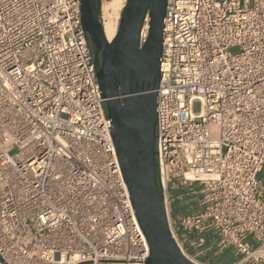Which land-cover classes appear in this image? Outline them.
I'll list each match as a JSON object with an SVG mask.
<instances>
[{
  "label": "built area",
  "instance_id": "obj_1",
  "mask_svg": "<svg viewBox=\"0 0 264 264\" xmlns=\"http://www.w3.org/2000/svg\"><path fill=\"white\" fill-rule=\"evenodd\" d=\"M160 73L174 240L264 264V0H167ZM105 103L82 0H0V264H148Z\"/></svg>",
  "mask_w": 264,
  "mask_h": 264
},
{
  "label": "water",
  "instance_id": "obj_2",
  "mask_svg": "<svg viewBox=\"0 0 264 264\" xmlns=\"http://www.w3.org/2000/svg\"><path fill=\"white\" fill-rule=\"evenodd\" d=\"M91 4L92 0H82L83 25L112 120L122 175L149 246L147 263L196 264L173 238L158 180L157 90L167 0H127L112 43L106 42L100 12L92 11ZM146 24L149 35L141 45V31Z\"/></svg>",
  "mask_w": 264,
  "mask_h": 264
},
{
  "label": "bare ground",
  "instance_id": "obj_3",
  "mask_svg": "<svg viewBox=\"0 0 264 264\" xmlns=\"http://www.w3.org/2000/svg\"><path fill=\"white\" fill-rule=\"evenodd\" d=\"M125 0H110L102 6L104 17L103 30L107 43H112L118 30L119 11Z\"/></svg>",
  "mask_w": 264,
  "mask_h": 264
},
{
  "label": "crops",
  "instance_id": "obj_4",
  "mask_svg": "<svg viewBox=\"0 0 264 264\" xmlns=\"http://www.w3.org/2000/svg\"><path fill=\"white\" fill-rule=\"evenodd\" d=\"M259 179H260V181H261V183L263 184V186H264V169H263V171L260 173V175H259ZM185 202V201H184ZM176 204H174V214L175 215H177V214H180V213H182V212H186V211H188L189 209H188V207H186L185 205H183V206H178L179 204L178 203H183V201L182 202H180V201H177V202H175ZM185 206V207H184ZM189 246H191V245H189ZM193 248L194 247H190L189 249H190V252H192L193 254H195V253H197V251H198V249L197 248H194L195 250H193ZM221 260V259H220ZM219 260V258L218 259H216V261H215V263L217 262L218 264L219 263H225V262H230L232 259H228V258H222V260L223 261H220Z\"/></svg>",
  "mask_w": 264,
  "mask_h": 264
},
{
  "label": "rangeland",
  "instance_id": "obj_5",
  "mask_svg": "<svg viewBox=\"0 0 264 264\" xmlns=\"http://www.w3.org/2000/svg\"><path fill=\"white\" fill-rule=\"evenodd\" d=\"M110 0H100V2H99V12H100V18H101V24L103 25V22H104V17H103V13H102V6H104V4H106L107 2H109ZM126 1L127 0H125L124 2H123V6H122V8H121V10L119 11V17H121V14H122V12H123V10H124V7H125V5H126ZM119 23H120V18H119V20H118V26H119ZM118 31V30H117ZM194 110H195V112H199L200 111V104L199 103H195V105H194ZM179 205L178 206H183V205H185L186 207H188L189 206V204H190V201L189 202H183V203H178ZM184 206V207H185ZM193 244V243H192ZM192 244H191V246H192ZM192 247H194V246H192ZM195 248V247H194ZM193 248V250H195Z\"/></svg>",
  "mask_w": 264,
  "mask_h": 264
},
{
  "label": "flooded vegetation",
  "instance_id": "obj_6",
  "mask_svg": "<svg viewBox=\"0 0 264 264\" xmlns=\"http://www.w3.org/2000/svg\"><path fill=\"white\" fill-rule=\"evenodd\" d=\"M99 2L100 0H92V4H91V10L94 11L95 9L98 11L99 10ZM96 39L98 41V39H100V36L96 35Z\"/></svg>",
  "mask_w": 264,
  "mask_h": 264
}]
</instances>
